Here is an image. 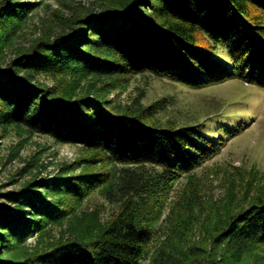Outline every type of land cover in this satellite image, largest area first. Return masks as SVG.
I'll list each match as a JSON object with an SVG mask.
<instances>
[{
	"label": "trees",
	"instance_id": "1",
	"mask_svg": "<svg viewBox=\"0 0 264 264\" xmlns=\"http://www.w3.org/2000/svg\"><path fill=\"white\" fill-rule=\"evenodd\" d=\"M40 4L0 0V48ZM149 73L193 88L230 79L264 88V0H112L99 9L79 6L0 66V124L81 144L94 152L87 165L106 163L101 171L34 177L6 192L8 203L0 205V264H184L163 250L148 259L155 230L137 203L178 170L217 153L221 140L243 124L218 119L217 134L200 123L175 127L157 120L161 100L122 104L40 79L111 76L127 85ZM98 188L110 198L116 190L126 199L96 236H70L23 259L5 255L45 221L65 217L69 200L82 201ZM216 240L238 257L257 245L264 253V197L232 215Z\"/></svg>",
	"mask_w": 264,
	"mask_h": 264
},
{
	"label": "rangeland",
	"instance_id": "2",
	"mask_svg": "<svg viewBox=\"0 0 264 264\" xmlns=\"http://www.w3.org/2000/svg\"><path fill=\"white\" fill-rule=\"evenodd\" d=\"M31 1L41 4L18 34L0 48V66H5L18 49L30 47L46 30H55L77 7L99 9L112 0ZM40 79L49 84H73L80 91H93L122 104L135 99L143 105L161 100L164 107L157 120L175 127L200 123L217 134L218 119L243 124L236 135L221 140L224 144L217 153L178 170L166 185L152 187L150 194L143 196L145 202L136 199L146 222L155 230L148 259L163 250L180 256L184 264H264V253L256 249L261 245L238 257L216 240L232 215L264 197L263 87L230 79L193 88L150 73L137 75L127 85L116 83L111 76L54 74L41 75ZM92 155L94 152L81 144L63 143L23 125L0 124V205L8 203L6 192L19 189L34 177L50 178L62 170L72 174L104 170V162L87 165L85 159ZM146 171L151 174L154 169L147 167ZM113 193L110 198L106 189L98 188L82 201L69 200L65 217L45 221L39 231L14 243L5 255L23 259L70 236H96L115 218L126 199L116 190Z\"/></svg>",
	"mask_w": 264,
	"mask_h": 264
}]
</instances>
